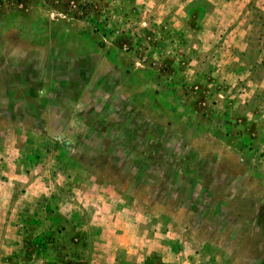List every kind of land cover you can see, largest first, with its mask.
Instances as JSON below:
<instances>
[{
  "label": "rangeland",
  "instance_id": "374dc122",
  "mask_svg": "<svg viewBox=\"0 0 264 264\" xmlns=\"http://www.w3.org/2000/svg\"><path fill=\"white\" fill-rule=\"evenodd\" d=\"M0 264H264V0H0Z\"/></svg>",
  "mask_w": 264,
  "mask_h": 264
}]
</instances>
